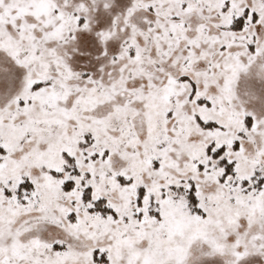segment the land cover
<instances>
[{
  "label": "snow or ice",
  "instance_id": "obj_1",
  "mask_svg": "<svg viewBox=\"0 0 264 264\" xmlns=\"http://www.w3.org/2000/svg\"><path fill=\"white\" fill-rule=\"evenodd\" d=\"M0 264H264V0H0Z\"/></svg>",
  "mask_w": 264,
  "mask_h": 264
}]
</instances>
